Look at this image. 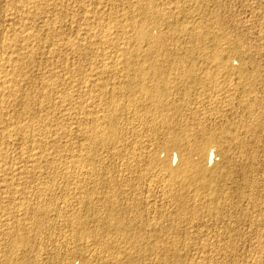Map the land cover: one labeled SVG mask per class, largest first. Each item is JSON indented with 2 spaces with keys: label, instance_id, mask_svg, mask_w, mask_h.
<instances>
[{
  "label": "rangeland",
  "instance_id": "obj_1",
  "mask_svg": "<svg viewBox=\"0 0 264 264\" xmlns=\"http://www.w3.org/2000/svg\"><path fill=\"white\" fill-rule=\"evenodd\" d=\"M41 1L26 0V3H24L25 0H21V2L20 0H0V39L13 38L11 39V45H9L11 46L10 48L14 46L18 47H16L17 49L13 48L12 59H17L16 61L20 63H18L20 67L14 64L15 61L10 64L13 65L12 68L14 67L16 71L20 70L18 71L19 77H17L18 86H16V78L14 79V85L18 89L16 90L18 97H23L25 94H30L28 97H31L29 98L28 110L24 114L21 111L22 104L18 103V105L17 102L13 104L7 103V100H5L6 102H2L0 105L1 110L4 111V108H6V112L1 113L2 111L0 110V114L6 115L7 110L8 113L13 111L12 117L10 115L9 119H12L14 115L15 118L11 122V120L7 119L9 115L3 116V119L0 116V121H3V125H6L8 129L12 127L8 124L12 123L16 126L29 127L35 133L40 132L41 129H44V125H46L45 128L49 129V132H47L50 134L49 136L46 133L43 135L44 137L40 136L41 138L36 136L35 139L33 138L34 140L31 138L30 140L35 143L39 141L38 144L32 142L35 144L33 146L31 141L26 142L19 136V138H15V140L18 139L17 141L11 140L6 145L8 150L5 157L7 161L5 162V166L10 162L8 166H14L15 169L11 168L12 170L8 171H5V169H3L4 171L0 170V264H264V244L262 245L264 235L260 234L264 230V0H151L153 3L152 11L147 9V12H145L149 20L156 11L155 13H158L156 17L158 24L155 26H145V30L149 31L153 36L152 43L146 39L143 43L140 42V57L136 61L142 63L144 67H149L151 64L154 65L153 63L160 65L165 70L164 76L169 77L170 81H173L175 77L181 76V81L180 83L178 82V85L176 82V84L172 83L173 87L170 83L173 88H171L172 94L169 98H173L177 106L175 110L168 112L170 115L175 116V123L172 127L173 131L183 133L182 130H189L194 133L199 126L198 122L196 123L195 118H197L198 121H202L201 124L205 127L215 129L216 131L222 130L225 132V136L235 134L234 136L238 138L236 139L239 140V143L241 140L244 141V143L241 141V146H239L241 150L240 148H236L237 145L232 147V144L230 146L224 145L222 149L228 152L225 157L222 156L223 154L216 153L217 148L215 145H210L207 154L211 153L212 160L206 158L204 164L208 169L214 170L212 175L214 182L212 186L213 190L199 192L198 197H196L197 199L195 198L196 203H194V200L186 201L185 203H183L184 201L177 202L175 205L177 207L165 205L162 200L163 196L158 191L159 188L155 187V184V186H148L150 184L149 180L155 177L148 178V181L144 182L130 180V174L125 169L127 153L124 150L127 143L131 140L130 127L127 126L128 124L126 125L128 120V115L125 113L126 108H124L123 114H119L117 120L118 131L120 132L118 134L120 141L118 142L119 144L117 143L119 151L117 150L109 154L107 148L99 147L95 152V157L93 156V163L90 160L92 158L90 155H93L94 151L92 153L89 151L90 145L88 140H86L87 132L93 127V119L103 116L102 103L110 95V90H115L114 93L119 98V101H121V105L124 103L123 106L125 107L126 102L127 104L129 103V99H126V94L121 92L116 93V89L118 87L122 89L128 78L127 76L131 74V71L127 70L125 72L123 68L126 63L124 61L130 57L135 49L133 42H129L130 40L128 39V35H131L128 22L131 17L138 14L139 10H136L137 7L135 5L137 0H125L127 2L124 0H50L55 5L52 3L50 5L49 0H43L42 3ZM30 2L39 4L38 7H35V11H32L35 8H30ZM15 3L16 5H21V3L22 5L30 4L29 6L20 7V5L16 6ZM83 5L85 6L83 7ZM19 7L22 9L25 7L26 9L24 10H31L37 16L28 18L29 21L31 20L28 23L27 18L22 16L24 10ZM41 9L43 10L41 11ZM37 10L40 11L38 12ZM55 10L59 11V13ZM131 13L133 14L132 16ZM18 14L20 17H18ZM5 15L12 17L7 18ZM45 15H47L46 19ZM52 15H54L55 19ZM13 17L15 18L13 19ZM43 19H45V23ZM18 21L19 25H14ZM20 21L24 22L22 24L24 27H21ZM49 21L50 23H48ZM62 21L65 22L62 23ZM96 21L98 24L94 23ZM26 22L27 25H24ZM32 22L34 23L31 24ZM55 22L60 25L56 24L51 28ZM84 23H87V25ZM64 24L65 26H63ZM107 24L109 27L107 26L106 28L105 25ZM111 24L116 29H112L113 27H110L112 26ZM117 25H119L118 28ZM46 26L51 28L47 27V29L49 28L48 33H45L47 30ZM123 26L127 31L124 28H120ZM27 27L32 33L38 29V33L35 32V34H38L36 36L39 37L38 39L36 37L35 42L32 40L31 44L30 42H26L33 45L31 48L34 51H31L30 48V51L33 52L30 58H27L26 53H24L26 50L24 51L23 47L26 43H23L21 34V28L26 29ZM32 28H35L34 31ZM58 29L62 32H59ZM121 29L124 30L122 31ZM55 30L58 32H55ZM39 31L42 32L40 33ZM94 33H97V36ZM103 33H106L108 38ZM10 34H15L17 38L13 35L11 37ZM44 34L47 36L46 39H44ZM102 34L104 38L101 36ZM125 34L126 37L124 36ZM110 35H113L114 39ZM204 35H206V38ZM49 36L53 38L51 39ZM115 36L117 37L116 39ZM55 37H57V41ZM155 37H157V40L154 39ZM216 37H222L217 43L219 51L221 50L220 57L225 59V65L218 63L219 60L208 62L210 60L208 56L216 43ZM18 39L21 41H18ZM44 40H47V42ZM68 40H72L71 43ZM38 41L43 45L46 43L52 50H48L49 47L46 45L44 47L38 44ZM121 41H123V44ZM19 42L22 43L19 44ZM36 42L39 48L34 46ZM154 42H157V49L155 50L156 47H153V50L149 51V47L153 46ZM52 43L53 46L51 45ZM93 43H97V47ZM117 43H120V47ZM83 44L85 48L82 46ZM104 44L109 48V51ZM54 45L57 47L53 48ZM72 45L76 47L72 48ZM87 45L89 48H87ZM91 45H94L92 46L93 49ZM19 46L23 50H19ZM10 48L9 51L11 52L12 49L10 50ZM120 48H123L125 52L119 53ZM2 50L1 48L0 59L3 60L7 55L5 56V50L3 52ZM205 50L209 53H206ZM18 51H21V54ZM102 55L105 57L103 58ZM19 57L20 59L23 58L22 61H20ZM57 63L59 64L57 65ZM0 69L2 70V68ZM216 70L219 71L217 72ZM51 71L54 72L51 73ZM1 72L0 76L2 77L5 72L3 73V70ZM46 72L48 73L46 74ZM192 72L193 74H191ZM48 74H52V77ZM44 75H48V77L46 76L45 79H41ZM123 75L124 77L127 76L124 78ZM58 76L62 79H58ZM47 80H50L49 83ZM18 81L22 83L20 82L19 84ZM51 81H53V86ZM144 81L148 84L147 77ZM41 84H43L42 87ZM56 84L58 85L57 87L55 86ZM45 86L48 87L49 91ZM41 90H44L45 94ZM63 93H65V96ZM57 94H60L59 97H57ZM38 100H41V103ZM45 103L48 105H45ZM2 105L4 106L3 108ZM37 105L39 107L43 106L42 108H35ZM59 105L60 107H58ZM47 109L50 110L47 111ZM19 113L22 114L20 115ZM36 114L43 115L36 117ZM209 115L212 119H205V116L210 117ZM59 116L60 118H58ZM40 117L43 118L41 119ZM47 118L48 122L46 121ZM14 119L15 121H13ZM127 128L129 129L128 133L125 131ZM156 129L157 132L165 131L164 126L156 125ZM55 132L56 134H54ZM47 136L48 138H46ZM43 138L44 140H42ZM118 138L116 139L117 141ZM40 142L44 146L39 145ZM21 146H24L23 152L21 151ZM48 148H50V151H48ZM245 148L247 152L244 150ZM32 149H34L33 152L35 151L36 154L38 152L33 157L35 160L28 157L32 153ZM44 149H47V152ZM52 151L55 153H52ZM242 151L244 152L242 153ZM251 152L252 154H250ZM175 156L177 159L176 151H172L170 160L172 167L177 165ZM242 156L244 158L247 157V160ZM7 157L9 160H7ZM43 158L46 159L43 160ZM54 159L57 161L55 160L54 162ZM97 159L99 162H97ZM240 159L242 160L240 161ZM47 160L48 163H45ZM225 161H227V164ZM3 162H1L2 165L4 164ZM49 162H51L52 166ZM108 163L110 164L108 165ZM19 165L20 167H17ZM56 165H59L58 167L62 170L58 169ZM91 165L93 169L90 168ZM246 180L248 181L246 182ZM248 192L254 195L249 196ZM217 194L219 195L215 197ZM106 198H114L113 206L119 209L120 219L126 226L123 233L120 232L121 234L104 226L105 224L102 220L107 211L105 209H108ZM254 198H256L255 201ZM223 200L224 202H221ZM252 200L254 201L252 203L255 205L252 204L253 208H251ZM216 202L219 203L216 204ZM216 205L219 206L217 207ZM42 206L45 209L47 207V211ZM211 206L217 208H212ZM257 206L258 209L256 210ZM38 209H41V214L37 212ZM214 210L217 211L214 212ZM214 216L216 217L214 218ZM38 217H40V220ZM257 220L261 221L258 222ZM258 223L259 226L257 227ZM258 229L259 231H257ZM80 231L82 232L80 233ZM259 234L263 237L259 236V243L261 245L257 243L259 241V237H257ZM227 241L229 242L227 243ZM255 242L257 246L259 245V249L254 244ZM149 246L152 247V250ZM260 246L261 248L263 247L262 250ZM219 248L221 249L219 250Z\"/></svg>",
  "mask_w": 264,
  "mask_h": 264
},
{
  "label": "bare ground",
  "instance_id": "obj_2",
  "mask_svg": "<svg viewBox=\"0 0 264 264\" xmlns=\"http://www.w3.org/2000/svg\"><path fill=\"white\" fill-rule=\"evenodd\" d=\"M28 1V0H27ZM50 1V0H49ZM83 1V0H82ZM125 1V0H124ZM20 2H21V0H20ZM23 2V1H22ZM38 2V1H37ZM40 2V1H39ZM43 2V0L41 1V3ZM58 2V1H57ZM123 2V1H122ZM125 2H127V1H125ZM24 3H26V0H25V2ZM31 3V2H30ZM30 3H28V4H26L27 6H29V4ZM47 3H49V2H47ZM51 3L53 4V1H50V5H51ZM54 3H55V1H54ZM18 4V3H17ZM36 2H32L31 3V7L30 8H35V7H38L39 6V4H37ZM60 4V3H59ZM152 2H151V0L150 1H145V0H137L136 1V3H135V5H136V7H137V9L136 10H139L138 11V14L137 15H134L133 17H131L130 19H129V22H128V27L130 28V30H131V35L129 34L128 35V39L130 40H128L129 42H133V44L135 45V49H134V52L130 55V57H128V58H126L127 60L126 61H124V62H126L125 63V67L123 68V70H125V72L127 71V70H129V71H131V74L129 75V76H127L128 78H127V80L126 79H124V80H126V82L124 83V86H123V88L121 89V87H118L116 90H117V92L116 93H125L126 95V99L129 101V103L127 104V102H126V105H125V107L123 106L124 105V103H123V105H121L120 104V102L121 101H119V98L116 96V94L114 93L115 92V90L114 91H111L110 90V95L105 99V101H103V103H102V108H103V110H102V112H103V116H101L100 118H95V119H93V127L90 129V131L89 132H87L88 133V135H87V138H86V140H88V143H89V145H90V147H89V151H91V153H92V151H94V153H92L93 155H90V156H92V158L90 159L93 163H94V161H93V159H94V157H95V152H96V150H97V148H99V147H102V148H107V152H109V154H111V153H114V152H116L117 150H118V142L120 141L119 140V138H118V134L120 133L118 130V125H117V120H118V116H119V114L120 113H122L125 109L124 108H126V111H125V113H127L126 115H128V120H127V123H126V125L127 126H129L130 127V137H131V140L127 143V146H126V148H125V152L127 153V162H126V170L128 171V173L130 174V180H134V181H137V182H139V181H142V182H144V181H148V178H152V177H155L154 179H150L149 180V182H150V184H148V186H153L154 184L156 185H154L155 187H158L159 188V190L158 191H160V193H161V195L163 196L162 197V200L164 201V203H165V205H167V206H169V207H177V206H175L176 205V203L178 202H182V201H184L183 203H185L186 201H191V200H194V203H196L195 201V198L196 197H198V195H199V192H204V191H208V190H210V191H212L213 190V177H212V175H213V173H214V170H212V169H208L207 168V166L204 164V161L206 160V158L208 159L209 158V160H212V158H211V153L208 155L207 154V150H208V148H209V146L210 145H215V147L217 148V150H216V153L218 154H223L222 156H227V153L228 152H226L225 150H223L222 148H223V146L224 145H229L230 146V144H232L231 145V147L232 146H236L237 145V149H239L240 148V150H241V147H239V146H241V141H240V143L238 142L239 140H237L236 138H235V134H230V136H225L224 135V133L225 132H223L222 130H220V131H216L215 129H210V128H208V127H205V126H203L202 124H201V122L202 121H198V119L197 118H195L196 119V123L199 125L198 126V129L194 132V133H192V132H190L189 130H182V132L183 133H180V131L179 132H177V131H173V126H174V123H175V116H172V115H170L168 112L169 111H173V110H175L176 109V105H175V100H173V98H169L170 97V95L172 94V89L171 88H173L174 86L172 85V83L173 84H176L177 83V85H178V82L180 83V81H181V76H178V77H175V79L172 81H170V78L169 77H166V75L164 76V72H165V70L160 66V65H157L156 63H153L152 61V63L154 64V65H152L151 64V62H150V64H151V66L149 65V67H144L143 66V64L142 63H139L138 61H136L137 59H138V57H140V54H139V52H140V49H139V44H140V42H142L143 43V41L146 39V40H152V35L149 33V31L147 32V30H145V26H147V25H153V26H155V25H157L158 23L156 22V17L158 16V13H153L152 15V17H150L149 18V20L147 19V17H148V15L145 13V12H147L146 10L147 9H150V11H152V9H153V7H152ZM15 5H16V3H15ZM20 4H18V5H16V6H19ZM26 5H22V3H21V5H20V7H22V6H26ZM47 5V4H46ZM46 5H43V6H46ZM53 5H55V4H53ZM69 5V4H68ZM10 6H12V5H10ZM43 6H41V7H43ZM48 6V5H47ZM85 5H83V7H84ZM93 6V5H92ZM13 7V6H12ZM19 7V8H20ZM49 7V6H48ZM51 7V6H50ZM90 7V6H89ZM155 7V6H154ZM17 8V7H16ZM18 8V9H19ZM29 7H28V9H30ZM53 8H55L54 6H53ZM72 8V7H71ZM70 8V9H71ZM96 8H97V6H96ZM156 8V7H155ZM20 9H22V8H20ZM19 9V10H20ZM24 9H26L25 7H24ZM24 9H22V10H24ZM37 9H39V8H37ZM57 9V8H56ZM62 9V8H61ZM76 9V8H75ZM85 9H86V7H85ZM98 9V8H97ZM100 9V8H99ZM128 9V8H127ZM17 10V9H16ZM36 10V8L35 9H33L32 11H35ZM43 9H41V11H42ZM69 10V9H68ZM96 10V9H95ZM129 10V9H128ZM127 10V11H128ZM136 10H135V12H136ZM8 11V10H7ZM14 11V10H13ZM31 10H24L23 11V15L22 16H25L26 18H27V20H28V18H31V17H34V16H37V15H35L36 13L34 12H32ZM38 11V10H37ZM40 11V10H39ZM38 11V12H39ZM52 11V10H51ZM55 11H57V10H55ZM62 11H63V9H62ZM66 11V10H65ZM69 11H71V10H69ZM86 11V10H85ZM84 11V12H85ZM93 11V10H92ZM134 11V10H133ZM149 11V10H148ZM150 11H149V13H150ZM17 13H18V11H16ZM20 12V11H19ZM48 12H49V10H48ZM87 12V11H86ZM95 12V11H94ZM93 12V13H94ZM97 12H98V10H97ZM162 12V11H161ZM12 13V12H11ZM43 13V12H42ZM57 13H59V11H57ZM70 13V12H69ZM101 13V12H100ZM120 13V12H119ZM134 13V12H133ZM6 14V13H5ZM8 15H9V13H7ZM20 14V13H19ZM19 14H18V17H20L19 16ZM22 14V13H21ZM25 14V15H24ZM45 14H47L46 12H45ZM52 14V13H51ZM53 14H54V12H53ZM74 14V13H73ZM72 14V15H73ZM90 14V13H89ZM95 14H97V13H95ZM151 14V13H150ZM169 14V13H168ZM40 15V14H39ZM48 15V14H47ZM47 15H45L44 17H45V19H46V16ZM56 15V14H55ZM124 15V14H123ZM133 14L131 13V16H132ZM6 16V15H5ZM12 16H13V14H12ZM11 16V17H12ZM21 16V17H22ZM53 17H54V15H52ZM74 16V15H73ZM96 16V15H95ZM98 16V15H97ZM100 16V15H99ZM137 16V17H136ZM7 17V16H6ZM11 17H7V18H11ZM16 17V16H15ZM15 17H13V19L15 18ZM39 17V16H38ZM41 17V16H40ZM57 17V16H56ZM64 17V16H63ZM78 17V16H77ZM76 17V18H77ZM92 17V16H91ZM136 17V18H135ZM43 18V17H42ZM59 18V17H58ZM73 18V17H72ZM72 18H70V19H72ZM89 18V17H88ZM87 18V19H88ZM93 18V17H92ZM103 18V17H102ZM135 18V19H134ZM21 19V18H20ZM23 19V18H22ZM33 19V18H32ZM45 19H43L42 21L45 23ZM53 19V18H52ZM54 19H55V17H54ZM61 19V18H60ZM85 19V18H84ZM84 19H81V20H84ZM151 19V20H150ZM7 20V19H6ZM8 20H10V19H8ZM16 20V19H15ZM26 20V19H25ZM24 20V21H25ZM59 20V19H58ZM66 20V19H65ZM80 20V19H79ZM97 21H98V19H96ZM121 20V19H120ZM126 20V19H125ZM12 21V20H11ZM31 21V20H30ZM29 20L27 21L28 23L30 22ZM55 21V20H54ZM57 21V20H56ZM89 21V20H88ZM92 21V20H91ZM97 21L96 22H94V23H97ZM21 22V21H20ZM27 22H26V24H24V25H27ZM35 22V21H34ZM34 22H32L31 24H33ZM38 22V21H37ZM59 22V21H58ZM65 22V21H64ZM63 21H62V23H64ZM83 22V21H82ZM14 23V22H13ZM19 23V21L18 22H16V23H14V25L16 24H18ZM24 23V22H23ZM22 22H21V25L23 24ZM48 23H50V21L48 22ZM47 23V24H48ZM60 23V22H59ZM61 23V24H62ZM73 23V22H72ZM77 23V22H76ZM88 23V22H87ZM87 23H84V24H86L87 25ZM92 23V22H91ZM122 23H123V21H122ZM46 24V25H47ZM56 24H58V23H56L55 22V24H52V26H51V28L54 26V25H56ZM66 24V23H65ZM65 24L63 25V26H65ZM88 24H90V23H88ZM98 24V23H97ZM96 24V25H97ZM104 24H106V23H104ZM125 24V23H124ZM13 25V27H15ZM19 25V24H18ZM36 25V24H35ZM42 25V24H41ZM58 25H60V24H58ZM82 25V24H81ZM92 25V24H91ZM112 25V24H111ZM114 25H115V23H114ZM119 25H120V23H119ZM119 25H117V28H118V26ZM33 26V25H32ZM43 26H45V24H43ZM85 26V25H84ZM100 26H101V24H100ZM106 26V28H107V26L109 27V25L107 24V25H105ZM9 27V26H8ZM12 27V26H11ZM17 27V26H16ZM21 27H24L23 25L21 26ZM34 27V26H33ZM47 27H49V26H46L45 28L47 29ZM72 27V26H71ZM80 27V26H79ZM104 27V26H103ZM111 28L113 27V25L112 26H110ZM127 27V26H126ZM148 27V26H147ZM20 28V27H19ZM44 28V27H43ZM50 28V27H49ZM49 28L46 30V32L45 33H48V30H49ZM50 28V29H51ZM86 28V27H85ZM93 28V27H92ZM105 28V27H104ZM120 28H124V26L123 27H120ZM154 28V27H153ZM9 29V28H8ZM7 29V30H8ZM12 29V28H11ZM11 29H10V31H11ZM31 29V28H30ZM33 29V28H32ZM35 29V28H34ZM34 29H33V31H34ZM55 29H57V28H55ZM87 29V28H86ZM88 29H89V26H88ZM87 29V30H88ZM112 29H116V27L114 28H112ZM125 29V28H124ZM124 29H121L122 31L124 30ZM14 30H16V29H14ZM13 30V31H14ZM19 30V29H18ZM21 34H22V37H23V39L25 40H23L22 39V41H23V43H26V42H30V44H31V41L32 40H34L33 42H35L36 40V35H38V34H35V32H37L38 31V29H37V31H34V33H32V31H30L29 30V28L27 27L26 29H22L21 28ZM41 30H43V29H41ZM54 30V29H53ZM59 30V29H58ZM62 30V29H61ZM91 31H92V29H90ZM102 30H104V29H102ZM126 30V29H125ZM9 31V30H8ZM52 31V30H51ZM121 31V32H122ZM127 31V30H126ZM129 31V30H128ZM5 32V31H4ZM40 33L42 32V31H39ZM54 32V31H53ZM55 32H58V31H56L55 30ZM59 32H62V31H60L59 30ZM94 32V31H93ZM107 32H109V31H107ZM117 32V31H116ZM130 32V31H129ZM10 33V32H9ZM12 33V32H11ZM17 33V32H16ZM15 33V34H16ZM38 33V32H37ZM39 33V34H40ZM44 33V32H43ZM51 33V32H50ZM85 33H87V32H85ZM88 33H89V31H88ZM110 33V32H109ZM115 33V32H114ZM197 33H198V31H197ZM202 33V32H201ZM200 33V35L201 36H203L202 34ZM5 34V33H4ZM8 34V33H7ZM15 34H12L13 36H15L16 37V35ZM96 36H97V33H94ZM99 34V33H98ZM105 36H106V33H103ZM103 34L101 35L102 37H103ZM1 35V34H0ZM11 34H10V36L11 37H13ZM48 35V34H47ZM53 35H55V34H53ZM63 35V34H62ZM78 35V34H77ZM195 35H197V34H195ZM3 36H5V35H3ZM19 36V35H18ZM44 36H45V34H44ZM52 36V35H51ZM51 36H49V37H51ZM70 36V35H69ZM69 36H67L68 38H69ZM93 36V35H92ZM91 36V37H92ZM95 36V37H96ZM100 36V37H101ZM109 36V35H108ZM111 37L113 36V35H110ZM125 37H126V34L124 35ZM205 36V38H206V35H204ZM8 37V36H7ZM46 37L47 36H45L44 37V39H46ZM48 37V38H49ZM58 37V36H57ZM57 37H55V40L57 39ZM94 37V38H95ZM100 37H98L99 39H100ZM198 38H199V36H197ZM223 37V36H222ZM221 37V38H222ZM17 38V37H16ZM16 38H14V39H16ZM19 38H21V37H19ZM39 37H37V39H38ZM53 37H51V39H52ZM58 38H60V37H58ZM61 38H62V36H61ZM66 38V37H65ZM73 38V37H72ZM88 38H90V37H88ZM93 38V37H92ZM104 38V37H103ZM106 38H108L107 36H106ZM105 38V39H106ZM113 38V37H112ZM117 37L115 36V39H116ZM118 38H120V37H118ZM204 38V37H203ZM220 37H216V39H215V41H216V43H215V45H214V47H213V49H212V52L209 54V61L208 62H210V61H213L214 62V60L215 61H218L219 60V62L218 63H221L222 65H225V59H223L222 57H220V51H219V47H218V43H217V41H220V39H221ZM11 39H13V38H2V39H0V49L2 48L3 50H5V52L4 53H6L5 54V56L7 55V57L6 58H4L3 60L2 59H0V60H2V61H0V68H2V70H3V73H4V75L1 77L0 76V105L2 104V102H4L5 100H7V103L8 102H10L11 104H13V103H15V102H17V104L18 103H20V104H22L21 106H22V110L21 111H23L22 113L24 114V113H26L27 112V110H28V103H29V98H31V97H28L29 95H23V97H18V94H17V91L16 90H18V89H16L15 88V85H14V79L16 80V86H18L17 85V77H19L18 76V71H20V70H18V71H16L15 70V68L13 69L12 68V66L13 65H10L11 64V62H13L14 63V61H15V65H18V63L19 62H17L16 60H14V59H12V54H13V48L15 47H17V46H14L13 47V45H12V47L13 48H10L11 46H9V45H11ZM91 39V38H90ZM89 39V40H90ZM114 39V38H113ZM122 39V38H121ZM154 39H156L157 40V37H155ZM154 39H153V41H154ZM20 39H18V41H19ZM48 40H50V39H48ZM58 40V39H57ZM56 40V41H57ZM63 40V39H62ZM66 40H67V38H66ZM118 40V39H117ZM120 40V39H119ZM145 40V41H146ZM159 40V39H158ZM16 41H17V39H16ZM16 41H15V43H16ZM21 41V40H20ZM40 41V40H39ZM39 41H38V44H41V43H39ZM45 41V40H44ZM53 41V40H52ZM70 43H71V41L70 40H68ZM73 41H75V40H73ZM93 41V40H92ZM100 41H102V40H100ZM114 41V40H113ZM45 42H47V40L45 41ZM51 42V41H50ZM55 42V41H54ZM53 42V43H54ZM68 42V43H69ZM90 42V41H89ZM105 42V41H104ZM14 43V42H13ZM14 43V45H16ZM18 43V42H17ZM22 43V42H21ZM20 42H19V44H21ZM53 43L51 44L52 46H53ZM57 43V42H56ZM63 43V42H62ZM98 43V42H97ZM96 43V44H97ZM115 43V42H114ZM121 43L123 44V41H121ZM151 43H152V41H151ZM157 42H154L153 43V46H150L149 47V51H152L153 50V47H156L155 48V50L157 49V44H156ZM18 44V45H19ZM29 43L27 44L26 43V45L23 47L24 48V53H26L25 55H26V57L27 58H30V56L32 55V53L33 52H31V51H34V50H32V48H31V46H33V45H30ZM33 44V43H32ZM55 44V43H54ZM59 44V43H58ZM57 44V45H58ZM75 44V43H74ZM80 44V43H79ZM93 44H95V43H93ZM96 44H95V47H97L96 46ZM107 44V43H106ZM120 44V43H119ZM119 44L117 43V45L119 46ZM121 44V46L123 47V45ZM127 44V43H126ZM23 45V44H22ZM41 45H43V44H41ZM44 45H46V43L44 44ZM43 45V46H44ZM50 45V44H49ZM50 45V46H51ZM68 45H70V44H68ZM68 45H67V47H68ZM90 45V44H89ZM101 45V44H100ZM103 45V44H102ZM105 45V44H104ZM109 45V44H108ZM115 45V44H114ZM125 45V44H124ZM150 45V44H149ZM34 46H36V47H38V45H37V42H36V45H34ZM47 47H49L48 45H46ZM59 46V45H58ZM62 46V45H61ZM60 46V47H61ZM73 47L72 48H74V47H76V46H74V45H72ZM78 46V45H77ZM83 47L85 46L84 44L82 45ZM88 46V45H87ZM92 46H94V45H91V47ZM106 46V45H105ZM104 46V47H105ZM126 46V45H125ZM124 46V47H125ZM45 47V46H44ZM55 47H57V46H55L54 45V47L53 48H55ZM63 47H65V46H63ZM91 47H90V49H91ZM103 47V46H102ZM107 47V46H106ZM110 47V46H109ZM120 47V46H119ZM9 48H10V50L12 49V53L9 51ZM18 48V47H17ZM16 48V49H17ZM30 48H31V51H30ZM35 48V47H34ZM39 48V47H38ZM42 48V47H41ZM40 48V49H41ZM50 48V47H49ZM48 48V50H52V48H50L49 49ZM71 48V47H70ZM78 48V47H77ZM85 48V47H84ZM84 48H83V50H84ZM87 48H89V46L87 47ZM86 48V49H87ZM101 48V47H100ZM114 48H116L117 49V47L116 46H114ZM127 48V47H126ZM134 48V47H133ZM145 48V47H144ZM143 48V49H144ZM16 49H15V51H16ZM21 48H20V46H19V50H20ZM58 49V48H57ZM68 49V48H67ZM92 49H93V47H92ZM96 49V48H95ZM109 48L107 47V50H108ZM147 49V48H146ZM3 50H2V52H3ZM21 50H23V49H21ZM71 50V49H70ZM74 50V49H73ZM82 50V49H81ZM80 50V51H81ZM102 50V49H101ZM105 50V49H104ZM126 50V49H125ZM132 50V49H131ZM204 50V49H203ZM35 51H36V49H35ZM38 51V50H37ZM39 51H42V50H39ZM56 51V50H55ZM91 51V50H90ZM109 51V50H108ZM118 51H119V49H118ZM148 51V52H149ZM207 50H205V52H206ZM50 52V51H49ZM60 52V51H59ZM73 52H75V51H73ZM107 52V51H106ZM111 52H113V51H111ZM110 52V53H111ZM116 52V51H115ZM123 53V52H125L124 51V49L123 48H120V51H119V53ZM128 52H129V50H128ZM174 52V51H173ZM190 52V51H189ZM204 52V51H203ZM18 53H20L21 54V51L19 52L18 51ZM17 53V54H18ZM23 53V52H22ZM37 53V52H36ZM38 53H40V52H38ZM43 53V52H42ZM41 53V54H42ZM45 53V52H44ZM57 53V52H56ZM82 53H85V52H82ZM91 53V52H90ZM95 53V52H94ZM118 53V52H117ZM154 53V52H153ZM156 53V52H155ZM206 53H209V52H206ZM40 54V55H41ZM47 54H50V53H47ZM54 54V53H53ZM52 54V55H53ZM63 54V53H62ZM79 54V53H78ZM93 54V53H92ZM177 54V53H176ZM221 54H222V52H221ZM51 55V56H52ZM64 55H65V53H64ZM72 55V54H71ZM111 55V54H110ZM118 55V54H117ZM116 55V56H117ZM121 55V54H120ZM142 55V54H141ZM175 55V54H174ZM202 55H204V54H202ZM5 56H3V57H5ZM15 56V55H14ZM20 56V55H19ZM24 56V55H23ZM22 56V57H23ZM37 56V55H36ZM46 56H48V55H46ZM57 56V55H56ZM78 56V55H77ZM103 56V58L105 57L104 55H102ZM107 56V55H106ZM114 56V55H113ZM127 56H129V55H127ZM206 56V55H205ZM3 57H1V58H3ZM16 57V56H15ZM21 57V58H22ZM25 57V58H26ZM45 57V56H44ZM54 57V56H53ZM73 57V56H72ZM118 57V56H117ZM207 57V58H208ZM17 58V57H16ZM33 58V57H32ZM31 58V59H32ZM49 58V57H48ZM78 58V57H77ZM114 58H115V56H114ZM122 58V57H121ZM136 58V59H135ZM142 58V57H141ZM172 58V57H171ZM178 58V57H177ZM204 58V57H203ZM19 59H20V57H19ZM23 59V58H22ZM22 59H20V61H22ZM66 59V58H65ZM113 59V58H112ZM116 59V58H115ZM26 60H29V59H26ZM59 60V59H58ZM67 60V59H66ZM106 60H107V58H106ZM24 61V60H23ZM29 61H31V60H29ZM57 61V60H56ZM64 61V60H63ZM116 61V60H115ZM118 61H120L119 59H118ZM168 61H169V59H168ZM168 61H167V63H168ZM25 62V61H24ZM27 62V61H26ZM58 62V61H57ZM69 62V61H68ZM75 62V61H74ZM77 62H78V60H77ZM76 62V63H77ZM94 62V61H93ZM149 62V61H148ZM179 62H181L180 60H179ZM17 63V64H16ZM32 63V62H31ZM70 63V62H69ZM97 63V62H96ZM104 63V62H103ZM118 63V62H117ZM20 64V63H19ZM59 63H57V65H58ZM67 64V63H66ZM171 64V63H170ZM216 64V63H215ZM214 64V65H215ZM27 65V64H26ZM65 65V64H64ZM81 65V64H80ZM118 65V64H117ZM162 65V64H161ZM19 66V65H18ZM22 66V65H21ZM50 66V65H49ZM72 66V65H71ZM113 66V65H112ZM182 66V65H181ZM15 67H17V66H15ZM20 67V66H19ZM23 67V66H22ZM30 67V66H29ZM52 67V66H51ZM92 67H93V65H92ZM115 67V66H114ZM119 67V66H118ZM123 67V66H122ZM170 67V66H169ZM23 68H25V67H23ZM64 68V67H63ZM98 68V67H97ZM116 68V67H115ZM190 68V67H189ZM20 69V68H19ZM45 69H47V68H45ZM92 69V68H91ZM104 69V68H103ZM107 69V68H106ZM120 69H122V68H120ZM1 69H0V72L2 71ZM48 70V69H47ZM54 70V69H53ZM81 70V69H80ZM101 70V69H100ZM188 70V69H187ZM25 71V70H24ZM62 71V70H61ZM112 72H113V70H111ZM114 71H116V70H114ZM122 71V70H121ZM192 71H193V69H192ZM217 72L219 71V70H216ZM223 71V70H222ZM26 72V71H25ZM54 71H51V73H53ZM63 72V71H62ZM110 72V71H109ZM111 72V73H112ZM117 72V71H116ZM115 72V73H116ZM123 72V71H122ZM122 72H120V73H122ZM188 72V71H187ZM215 72V71H214ZM236 72H239V71H236ZM28 73V72H27ZM43 73H45V72H43ZM48 72H46V74H47ZM50 73V72H49ZM73 73V72H72ZM103 73V72H102ZM105 73V72H104ZM0 74H2V72L0 73ZM42 74V73H41ZM62 74V73H61ZM94 74H95V72H94ZM93 74V75H94ZM125 74V73H124ZM188 74H189V72H188ZM191 74H193V72L191 73ZM217 74H219V73H217ZM245 74V73H244ZM243 74V75H244ZM20 75V74H19ZM49 76H51L50 74H48ZM48 75H46L47 77H48ZM92 75V74H91ZM96 75H98V74H96ZM216 75V74H215ZM21 76V75H20ZM46 76L44 75V77L43 78H41V79H45L46 78ZM68 76V75H67ZM74 76V75H73ZM88 76V75H87ZM117 76V75H116ZM122 76V75H121ZM125 76V77H126ZM22 77H23V79H24V76H23V74H22ZM52 77V76H51ZM71 77V76H70ZM110 77V76H109ZM123 77H124V75H123ZM124 77V78H125ZM146 77L148 78V84H146L145 83V81H144V79H146ZM57 78V77H56ZM61 78V77H60ZM59 78V76H58V79H60ZM65 78V77H64ZM211 78H213V77H211ZM216 78V77H215ZM252 78V77H251ZM21 79V78H20ZM49 79H50V77H49ZM51 79H53V78H51ZM54 79H55V77H54ZM62 79V78H61ZM84 79V78H83ZM87 79V78H86ZM119 79V78H118ZM22 80V79H21ZM25 80V79H24ZM57 80V79H56ZM55 80V81H56ZM64 80V79H63ZM95 80V79H94ZM97 80V79H96ZM121 80V79H120ZM48 81V83H49V81L50 80H47ZM58 82H59V80H57ZM188 81V80H187ZM19 82V84H20V82L21 81H18ZM44 82V81H43ZM53 81H51V83H52ZM68 82V81H67ZM95 82H97V81H95ZM176 82V83H175ZM22 83V82H21ZM56 83V82H55ZM60 83H63V82H60ZM101 83V82H100ZM170 83H171V85L173 86H171L170 85ZM185 83H187V82H185ZM45 84H46V82H45ZM44 84V85H45ZM93 84H94V82H93ZM106 84V83H105ZM229 84V83H228ZM39 85H40V83H39ZM42 85L43 84H41V87H42ZM47 86L49 85V84H46ZM51 85V84H50ZM61 85V84H60ZM86 85V84H85ZM92 85V84H91ZM176 85V86H177ZM180 85H182V84H180ZM225 85V84H224ZM20 86V85H19ZM47 86H45L46 87V89L49 87H47ZM52 86H53V83H52ZM56 87L58 86L57 84L55 85ZM55 86H54V88H55ZM105 86V85H104ZM230 86V85H229ZM62 87V86H61ZM61 87H59V88H61ZM94 87V86H93ZM178 87V86H177ZM231 87V86H230ZM39 88H40V86H39ZM49 88H51V87H49ZM85 88H87V87H85ZM101 88V87H100ZM103 88V87H102ZM108 88V87H107ZM227 88V87H226ZM229 88V87H228ZM42 89V88H41ZM45 89V90H46ZM64 89V88H63ZM112 89V88H111ZM48 90V89H47ZM46 90V92H48ZM91 90V89H90ZM42 91V93L43 94H45L44 92V90H41ZM44 91V92H43ZM51 91H53V90H51ZM63 91V90H62ZM61 91V92H62ZM19 92V91H18ZM54 92V91H53ZM56 92V91H55ZM61 92H59V93H61ZM99 92V91H98ZM108 92V91H107ZM26 93V92H25ZM51 93V92H50ZM57 93H58V91H57ZM20 94V93H19ZM42 94V95H43ZM47 94V93H46ZM48 94H49V92H48ZM64 94V96H65V93H63ZM56 95V94H55ZM58 96L57 97H59V95L60 94H57ZM107 95V94H106ZM45 96H47V95H45ZM44 96V97H45ZM50 96V95H49ZM48 96V97H49ZM62 96V95H61ZM70 96H72V95H70ZM95 96V95H94ZM102 96V95H101ZM42 97V96H41ZM48 97H46V98H48ZM67 97H68V95H67ZM91 97V96H90ZM118 98V99H117ZM41 99V98H40ZM60 99H62L61 97H60ZM68 99H71V98H68ZM125 99V100H126ZM211 99V98H210ZM34 100V99H33ZM46 100H48V99H46ZM98 100V99H97ZM39 101V100H38ZM41 101V100H40ZM39 101V102H40ZM44 101V100H43ZM53 101V100H52ZM6 102V101H5ZM38 102V103H39ZM49 102V101H48ZM63 102V101H62ZM89 102V101H88ZM100 102V101H99ZM41 103V102H40ZM50 103V102H49ZM53 103V102H52ZM64 103V102H63ZM72 103V102H71ZM96 103V102H95ZM224 103V102H223ZM222 103V104H223ZM4 104V103H3ZM36 104V103H35ZM44 104V103H43ZM47 103H45V105H46ZM54 104V103H53ZM74 104V103H73ZM90 104V103H89ZM6 105V104H5ZM7 105H9V104H7ZM19 105V104H18ZM39 105V104H38ZM35 106V108L36 107H39V106ZM48 105V104H47ZM69 105V104H68ZM71 105V104H70ZM83 105V104H82ZM14 106V105H13ZM43 106V105H42ZM42 106L41 107H39V108H42ZM54 106V105H53ZM4 106L2 105V108H3ZM16 107V106H15ZM32 107V106H31ZM45 107V106H44ZM47 107H49V106H47ZM58 107H60V105L58 106ZM67 107V106H66ZM92 107V106H91ZM97 107V106H96ZM227 107V106H226ZM10 108V107H9ZM86 108V107H85ZM98 108V107H97ZM7 109H8V107H7ZM10 109H12V108H10ZM65 109V108H64ZM66 109H68V108H66ZM96 109V108H95ZM0 110H1V107H0ZM6 110V108H4V111ZM33 110V109H32ZM43 111H45L44 109H42ZM48 110H50V109H47V111ZM58 110H60V109H58ZM98 110V109H97ZM2 111V110H1ZM4 111H2L1 113H3ZM52 111V110H51ZM54 111V110H53ZM61 111V110H60ZM96 111V110H95ZM6 112V111H5ZM4 112V113H5ZM13 112V111H12ZM12 112L11 113H8V110H7V113H6V115L5 114H0V116H1V118L3 117V116H8L9 115V117L7 118V119H9L10 118V115L12 114ZM20 112V111H19ZM98 112V111H97ZM21 113V114H22ZM44 113V112H43ZM45 113H47V112H45ZM55 113V112H54ZM14 114V113H13ZM18 114V113H17ZM16 114V115H17ZM20 114V113H19ZM20 114V115H21ZM56 114V113H55ZM85 114V113H84ZM90 114V113H89ZM92 114V113H91ZM98 114V113H97ZM123 114V113H122ZM121 114V115H122ZM28 115V114H27ZM34 115V114H33ZM39 115H43V114H39ZM38 114H36L35 116L37 117V116H39ZM48 115V114H47ZM63 115V114H62ZM44 116H45V114H44ZM210 116V115H209ZM11 117H12V115H11ZM17 117V116H16ZM23 117V116H22ZM31 117H32V115H31ZM49 117V116H48ZM4 118V117H3ZM2 118V119H3ZM13 118H15V115H14V117ZM12 118V119H13ZM18 118H19V116H18ZM26 118H27V116H26ZM33 118V117H32ZM41 119L43 118V117H40ZM54 118V117H53ZM58 118H60V116L58 117ZM87 118V117H86ZM90 119H91V117H89ZM1 119V120H2ZM12 119H9V121L11 120V122H12ZM45 119V118H44ZM43 119V120H44ZM88 119V118H87ZM205 119H207V120H211L212 118H211V116L210 117H207V116H205ZM6 120V119H5ZM28 120H31V119H28ZM34 119H32L31 121H33ZM37 120H39L38 118H37ZM121 120V119H120ZM13 121H15V119L13 120ZM22 121V120H21ZM24 121V120H23ZM25 121H27V120H25ZM35 121H36V119H35ZM42 121V120H41ZM47 122H48V118H47V120H46ZM53 121V120H52ZM3 122V121H2ZM1 121H0V170L1 171H4L3 169H5V171L7 170H12L11 168H13V170L15 169L14 168V166L13 167H11L10 165L8 166V164L10 163H7L6 165L7 166H5V162H7L6 161V152H7V144L11 141V140H15V138H17L18 136L19 137H21L23 140H25L26 142H29V141H31L30 139L32 138H36V136H39V138H41V137H44L43 135H45L46 133L50 136V134L48 133L49 131V129L47 130V128H45V126L46 125H44V129H38V130H40V132H37V133H35V132H33V131H31V129L29 128V127H25V126H20V125H18V126H16L15 124H12V123H9L8 125L9 126H12L11 128H7V126L6 125H3V123H2ZM30 122V121H29ZM28 122V123H29ZM44 122H45V120H44ZM43 122V123H44ZM126 122V121H125ZM27 123V122H26ZM37 123V122H36ZM41 123V122H40ZM51 123V122H50ZM56 123V122H55ZM58 123V122H57ZM91 123V122H90ZM89 123V125H91ZM22 124H23V122H22ZM31 124V123H30ZM29 124V125H30ZM48 124V123H47ZM121 124V123H120ZM27 125V124H26ZM32 126H34L33 124H31ZM50 125V124H49ZM54 125V124H53ZM86 125V124H85ZM156 125H159V126H161V127H163L164 126V129H165V131L164 132H157V129H156ZM43 126V125H42ZM52 126V125H51ZM59 126V125H58ZM126 126V127H127ZM40 127V126H39ZM53 127V126H52ZM55 127V126H54ZM122 127V126H121ZM123 127H124V125H123ZM31 128H33V127H31ZM35 128V127H34ZM37 128V127H36ZM51 128V127H50ZM60 128V127H59ZM54 129V128H53ZM57 129V128H56ZM84 129V128H83ZM89 129V128H88ZM88 129H87V131H88ZM124 129V128H123ZM126 129V128H125ZM146 129V130H145ZM51 130H52V128H51ZM60 130V129H59ZM128 128H127V130H125V131H127V133H128ZM48 131V132H47ZM56 131V130H55ZM123 131V130H122ZM57 132H58V130H57ZM60 132V131H59ZM51 133V132H50ZM83 133V132H82ZM86 133V134H87ZM125 133V132H124ZM54 134H56V132L54 133ZM60 134V133H59ZM85 134V135H86ZM184 134V135H183ZM52 135V134H51ZM41 136V137H40ZM18 137V138H19ZM53 137V136H52ZM63 137V136H62ZM125 137V136H124ZM38 138V137H37ZM46 138H48V136L46 137ZM45 138V139H46ZM55 138V137H54ZM57 138V137H56ZM118 138V141L116 140ZM123 138V137H122ZM126 138V137H125ZM128 138V137H127ZM240 138V137H239ZM21 139V140H22ZM33 139V140H34ZM51 139H53V138H51ZM58 139V138H57ZM18 140V139H17ZM17 140H15V141H17ZM37 140H39V139H37ZM41 140V139H40ZM42 140H44V138L42 139ZM55 140V139H54ZM36 141V140H35ZM47 141V140H46ZM53 141V140H52ZM59 141V140H58ZM117 141V142H116ZM126 141V140H125ZM13 142V141H12ZM20 142V141H19ZM23 142V141H22ZM32 142H34V141H31V143ZM39 142V141H38ZM38 142H34L35 144H38ZM41 142H44V141H41ZM41 142H40V144L39 145H42L41 144ZM243 143H244V141H242ZM14 143V142H13ZM34 143H32V146H33V144ZM44 143H46V142H44ZM48 143V142H47ZM118 143V144H117ZM123 143V142H122ZM125 143V142H124ZM22 144V143H21ZM24 144V143H23ZM30 144V143H29ZM28 144V146H30ZM34 144V145H35ZM52 144V143H51ZM58 144V143H57ZM59 144H60V142H59ZM126 144V143H125ZM47 145V144H46ZM50 145V144H49ZM25 146V145H24ZM23 146V147H24ZM26 146H27V144H26ZM42 146H44V145H42ZM52 146V145H51ZM63 146V145H62ZM83 146V145H82ZM245 146H247V145H245ZM19 147H20V144H19ZM22 147V146H21ZM23 147H22V152H23ZM36 147V146H35ZM81 147V146H80ZM84 147V146H83ZM88 147V146H87ZM242 147H243V145H242ZM30 148V147H29ZM34 148V147H33ZM40 148H42V147H40ZM43 148H45V147H43ZM60 148H61V146H60ZM59 148V149H60ZM120 148V147H119ZM9 149H11V148H9ZM49 150L48 151H50V148H48ZM53 149H54V147H53ZM58 149V151H60ZM243 149V148H242ZM24 150H25V148H24ZM33 150L34 149H32V153H30L29 154V158H32L33 160H35V158H33L35 155H37L38 154V152H37V154H36V152L34 151L33 152ZM38 150V149H37ZM36 150V151H37ZM45 150V149H44ZM47 150V149H46ZM45 150V151H46ZM88 150V149H87ZM246 152H247V150H246V148L244 149ZM20 151V150H19ZM27 151H29V149H27ZM26 151V152H27ZM40 151V150H39ZM64 151V150H63ZM106 151V150H105ZM119 151V150H118ZM172 151H176V153H177V159H176V156H175V161H177V165L176 166H174V167H172V164H171V162H170V160H171V153H172ZM228 151V150H227ZM233 151H235V150H233ZM252 151V150H251ZM21 152V153H22ZM44 152V151H43ZM43 152H41V153H43ZM47 152V151H46ZM54 151H52V153H53ZM57 152V151H56ZM84 152V151H83ZM240 152V151H239ZM244 151H242V153H243ZM249 152V151H248ZM20 153V152H19ZM25 153V152H24ZM45 153V152H44ZM55 153V152H54ZM88 153V152H87ZM119 153V152H118ZM40 154V153H39ZM59 154H60V152H59ZM241 154V153H240ZM250 154H252V152L250 153ZM250 154H247V155H250ZM22 156H23V154H21ZM28 155V154H27ZM45 155V154H44ZM48 155V154H47ZM101 155V154H100ZM104 155V154H103ZM116 155V154H115ZM118 155V154H117ZM126 155V154H125ZM39 156V155H38ZM38 156H36V157H38ZM41 156V155H40ZM43 156V155H42ZM59 156V155H58ZM94 156V157H93ZM123 156H124V154H123ZM252 156V155H251ZM250 156V157H251ZM254 156V155H253ZM47 157H49V156H47ZM114 157V156H113ZM243 157V156H242ZM246 157V156H245ZM249 157V158H250ZM12 158V157H11ZM42 158V157H41ZM40 158V159H41ZM53 158H55V157H53ZM79 158V157H78ZM239 158V157H238ZM244 158V157H243ZM242 158V159H243ZM247 158V157H246ZM246 158H244V159H246ZM4 159H5V161H4ZM40 159H38V160H40ZM46 158H43V160H45ZM50 159V158H49ZM51 159H52V157H51ZM242 159H240V161L242 160ZM244 159H243V161H244ZM254 159V158H253ZM7 160H9L8 159V157H7ZM25 160V159H24ZM28 160V159H27ZM37 160V159H36ZM42 160V159H41ZM55 160L56 159H54V162H55ZM75 160V159H74ZM89 160V159H88ZM107 160V159H106ZM117 160V159H116ZM247 160V159H246ZM4 161V162H3ZM57 161V160H56ZM76 161V160H75ZM1 162H3L4 164L2 165V163ZM33 162V161H32ZM35 162V161H34ZM40 162V161H39ZM43 162V161H42ZM66 162V161H65ZM85 162V161H84ZM97 162H99V160L97 159ZM105 162V161H104ZM226 162V164H227V161H225ZM252 162V161H251ZM14 163V162H13ZM29 163V162H28ZM27 163V164H28ZM31 163V162H30ZM45 163H48V160L45 162ZM44 163V164H45ZM51 162H49V164H50ZM59 163V162H58ZM57 163V164H58ZM78 163V162H77ZM103 163V162H102ZM49 164H47V165H49ZM60 164H61V162H60ZM59 164V165H60ZM69 164V163H68ZM89 164V163H88ZM105 164V163H104ZM110 163H108V165H109ZM242 164V163H241ZM252 164V163H251ZM26 165V164H25ZM28 165H30V164H28ZM34 165H35V163H34ZM38 165V164H37ZM42 165H43V163H42ZM51 165V164H50ZM58 165V166H59ZM67 165V164H66ZM78 165V164H77ZM83 165V164H82ZM121 165V164H120ZM23 166V165H22ZM36 166V165H35ZM39 166V165H38ZM52 166V165H51ZM57 166V165H56ZM55 166V167H56ZM57 166V168L59 169L60 167H58ZM241 166H243V165H241ZM17 167H20V165L19 166H17ZM25 167V166H24ZM86 167V166H85ZM92 167V165L90 166V168ZM97 167V166H96ZM23 168V167H22ZM39 168V167H38ZM66 168V167H65ZM88 168V167H87ZM251 168V167H250ZM24 169V168H23ZM28 169V168H27ZM61 169V168H60ZM76 169H77V166H76ZM81 169V168H80ZM91 169H93V168H91ZM90 169V170H91ZM108 169H109V167H108ZM113 169V168H112ZM116 169V168H115ZM120 169H121V167H120ZM223 169H224V167H223ZM222 169V170H223ZM57 170V169H56ZM62 170V169H61ZM66 170V169H65ZM69 170V169H68ZM82 170V169H81ZM110 170V169H109ZM226 170V169H225ZM86 171V170H85ZM231 171V170H230ZM76 172V171H75ZM87 172V171H86ZM223 172H224V170H223ZM6 173V172H5ZM4 173V174H5ZM16 173V172H15ZM79 173V172H78ZM88 173V172H87ZM219 173V172H218ZM93 174V173H92ZM9 175V174H8ZM228 176V175H227ZM243 176H245V175H243ZM247 176V175H246ZM128 178V179H129ZM248 178V177H247ZM248 180H246V182H247ZM252 192V191H251ZM250 192V193H251ZM212 193V192H211ZM249 193V192H248ZM249 193V196L250 195H254V194H250ZM254 193V192H253ZM221 194V193H220ZM242 194V193H241ZM219 194H217L215 197H217ZM248 195V194H247ZM203 196H205V195H203ZM224 196H225V194H224ZM223 196V197H224ZM245 196V195H244ZM208 197V196H207ZM226 197V196H225ZM253 197V196H252ZM251 197V198H252ZM219 198V197H218ZM249 198V197H248ZM105 199V198H104ZM107 200H106V204L108 205V209H105V210H107L105 213V217H103L104 219L102 220L103 222H104V226H106V227H108V228H110L112 231H114V232H121V233H123V230L126 228V226L123 224V222H122V220L120 219V216H119V214H120V212H119V209H116V208H114V198H106ZM197 199V198H196ZM200 199V198H199ZM255 199L256 198H254V201H255ZM201 200H203V199H201ZM209 200V199H208ZM216 200V199H215ZM222 200V199H221ZM204 201V200H203ZM217 201V200H216ZM219 201H220V198H219ZM253 200L251 201V205L253 204L254 205V203H252V202H254ZM256 201H258V200H256ZM198 202V201H197ZM210 202V201H209ZM221 202H224V200L223 201H221ZM227 202V201H226ZM225 202V203H226ZM247 202H249L248 200H247ZM262 202V201H261ZM89 203V202H88ZM217 203H219V202H216V204ZM228 203V202H227ZM199 204H200V202H199ZM204 204V203H203ZM213 204V203H212ZM257 205H258V203H256ZM263 204H264V201H263ZM37 205H39V204H37ZM194 205V204H193ZM225 205V204H224ZM253 205H252V207L251 208H253ZM34 206V205H33ZM106 206V205H105ZM116 206V205H115ZM201 206V205H200ZM217 207L219 206V205H216ZM223 206V205H222ZM255 206V205H254ZM264 206V205H263ZM43 207V206H42ZM107 207V206H106ZM195 207V206H194ZM197 207V206H196ZM207 207V206H206ZM212 207V206H211ZM217 207H212V208H217ZM262 207V206H261ZM260 207V208H261ZM38 208V207H37ZM44 208V207H43ZM220 208V207H219ZM223 208V207H222ZM259 208V209H260ZM45 209V208H44ZM221 209V208H220ZM254 209H255V207H254ZM258 209V206H257V208H256V210ZM32 210V209H31ZM43 210V209H42ZM46 211H47V207H46V209H45ZM263 210V209H262ZM41 211V209H38L37 210V212H40ZM217 211V210H216ZM215 210H214V212H216ZM260 211H261V209H260ZM35 212H36V209H35ZM222 212V211H221ZM253 212V211H252ZM255 212V211H254ZM250 213V212H249ZM248 213V215H250L251 216V214H249ZM258 213V212H257ZM40 214H41V212H40ZM244 214H246V213H244ZM34 215V214H33ZM46 215V214H45ZM210 215V214H209ZM208 215V216H209ZM214 215H215V213H214ZM219 215V214H218ZM222 215V214H221ZM253 215V214H252ZM256 215V214H255ZM255 215H254V217H255ZM258 215V214H257ZM39 216V215H38ZM40 217H42V216H40ZM40 217H38L39 218V220H40ZM216 216H214V218H215ZM224 217V216H223ZM37 218V219H38ZM25 219V218H24ZM44 219V218H43ZM43 221V220H42ZM227 221V220H226ZM258 221V220H257ZM259 221H261V220H259ZM258 221V222H259ZM26 222V221H25ZM229 223V222H228ZM25 225V224H24ZM157 225V224H156ZM225 225V224H224ZM260 225H261V223H260ZM154 226V225H153ZM232 226V225H231ZM259 226V223H258V225H257V227ZM150 227V226H149ZM233 227V226H232ZM108 228H106V229H108ZM160 228V227H159ZM231 228V227H230ZM260 229H261V227H260ZM84 230V229H83ZM155 230V229H154ZM227 230V229H226ZM261 230H263V228L261 229ZM160 231V230H159ZM223 231V230H222ZM257 231H259V229L257 230ZM264 231V230H263ZM263 231H261L262 233H260V234H262V235H264L263 233ZM15 232V231H14ZM77 232V231H76ZM82 231H80V233H81ZM13 233V232H12ZM17 233V232H16ZM120 233V234H121ZM221 234H222V232H221ZM258 235L257 237H261V235ZM17 235H18V233H17ZM123 235H125V234H123ZM13 236V235H12ZM223 236V235H222ZM227 237H228V235H227ZM260 237H259V241L257 242V243H259L260 242ZM15 238V237H14ZM219 238V237H218ZM229 238V237H228ZM261 238H263V237H261ZM128 239V238H127ZM19 240V239H18ZM124 241V240H123ZM125 241H126V239H125ZM217 241V240H216ZM12 242H14L13 240H12ZM130 242H131V240H130ZM134 242H135V240H134ZM220 242V241H219ZM225 242V241H224ZM223 242V243H224ZM229 241H227V243H228ZM262 242V241H261ZM22 243V242H21ZM128 243V242H127ZM256 242L254 243L255 245L257 244ZM20 244V243H19ZM129 244V243H128ZM132 244H134V243H132ZM137 244V243H136ZM260 244V243H259ZM264 244V242L262 243V245ZM223 245V244H222ZM221 245V246H222ZM227 245V244H226ZM232 245V244H231ZM233 245H234V243H233ZM261 245V244H260ZM134 246V245H133ZM218 246V245H217ZM253 246V245H252ZM257 246V245H256ZM150 247V246H149ZM229 247H230V245H229ZM258 248L257 249H259V245L257 246ZM263 247H264V245H263ZM262 247V248H263ZM151 248V250H152V247H150ZM154 248H156V247H154ZM255 248V247H254ZM260 248H261V246H260ZM262 248H261V250H262ZM221 248H219V250H220ZM226 249V248H225ZM228 249V248H227ZM234 249V248H233ZM215 251V250H214ZM229 251V250H228ZM233 251V250H232ZM216 252V251H215ZM226 254V253H225ZM225 254H224V256H225ZM221 255V254H220ZM213 256H215V255H213ZM260 256V255H259ZM262 256V255H261ZM201 257V256H200ZM199 257V258H200ZM202 257H203V255H202ZM258 257V256H257ZM166 258V257H165ZM205 258H206V256H205ZM214 258V257H213ZM218 258V257H217ZM201 259V258H200ZM209 259V258H208ZM262 259V258H261ZM131 260V259H130ZM199 260V259H198ZM202 260V259H201ZM256 260H257V258H256ZM170 261H172V260H170ZM258 261H259V259H258ZM261 261V260H260ZM130 262V261H129ZM167 262V261H166Z\"/></svg>",
  "mask_w": 264,
  "mask_h": 264
}]
</instances>
